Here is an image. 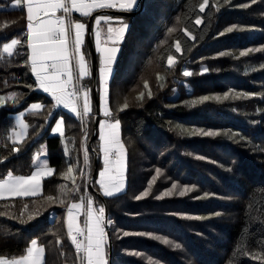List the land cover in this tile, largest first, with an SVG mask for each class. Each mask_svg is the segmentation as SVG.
I'll use <instances>...</instances> for the list:
<instances>
[{
  "label": "trees",
  "instance_id": "1",
  "mask_svg": "<svg viewBox=\"0 0 264 264\" xmlns=\"http://www.w3.org/2000/svg\"><path fill=\"white\" fill-rule=\"evenodd\" d=\"M12 1L0 0V179L30 174L41 148L53 171L42 180L40 195L0 200V257L23 256L35 239L45 250L43 264H77L65 212L81 197L101 203L88 188L94 157L87 149L85 164L82 122L75 115L61 112L63 134H49L51 103L27 60L26 13ZM201 3L145 0L141 12L122 17L128 29L108 84V108L111 120H120L126 188L103 197L112 221L113 264H264V0H209L204 12ZM12 39L20 43L7 55L3 46ZM185 70L192 75L185 77ZM83 83L90 92L92 78ZM35 101L46 106L38 115L26 114L29 134L15 143L13 115ZM91 108L89 136L93 103ZM97 143L96 137L92 146L99 152ZM69 165L73 172L66 177ZM83 165L87 179L80 174ZM149 182V195L137 200ZM173 183L174 194L158 198ZM93 186L101 192L96 180ZM184 186L193 190L179 196ZM198 216L206 218H187Z\"/></svg>",
  "mask_w": 264,
  "mask_h": 264
},
{
  "label": "snow or ice",
  "instance_id": "2",
  "mask_svg": "<svg viewBox=\"0 0 264 264\" xmlns=\"http://www.w3.org/2000/svg\"><path fill=\"white\" fill-rule=\"evenodd\" d=\"M137 0H120L119 7L125 10H130L136 5ZM209 0H203L199 4V11L204 12ZM255 2V0H253ZM116 0H13V8L26 9L27 13V46L30 50L27 60L30 61L31 71L35 76L36 84L39 89L45 93H49L52 100L55 101L53 107L63 106L74 113L76 117L83 121L92 112L91 98L89 90L77 86V82L84 77L92 74L91 66L85 59V54L82 48L85 44V34L87 31L86 23L73 19L72 13L78 12L82 17H90L92 13L98 9H111L116 7ZM240 7H248L247 4ZM60 13V15H57ZM105 24V28L101 27ZM197 24L201 23V18L197 17ZM235 25L225 29L226 32H232ZM128 25L121 22L119 27L112 23V17L109 15H97L95 17V25L92 29V35L95 37V45L97 51L101 53L100 62V86L99 93V109L105 119L99 121V139L101 141L100 150L103 154L104 167L99 171V179L96 181L100 185V189L107 197H111L123 190L126 182L127 171V154L123 143L120 140V120H111V113L108 104L109 89L108 79L112 73V65L116 60L119 51V44L125 36ZM171 31V30H170ZM223 35V33H221ZM190 35V34H189ZM195 38V37H191ZM20 43L18 39H12L10 44H5L3 51L11 55L13 46ZM103 45V47L101 46ZM176 51H181L180 43L177 42ZM253 49H248L251 52ZM245 51L240 53L241 56L246 55ZM220 56L226 55L221 52ZM168 63H173V57H168ZM208 69H202L207 72ZM185 77L192 75L189 71L183 72ZM31 88L32 85H27ZM254 95V94H245ZM11 97H15L16 93H10ZM228 96L225 93L224 98ZM142 98V94H141ZM0 98V106H3V100ZM82 99V106L78 108V101ZM207 100L209 97L201 98ZM221 99V97H216ZM41 105L33 104L32 108H40ZM127 103L124 108H127ZM63 119H58L56 125L52 128V132H60L63 134L61 125ZM201 134L206 136L218 135L213 131L204 132ZM87 135V133H85ZM18 151V149H13ZM203 159V157H200ZM85 164L88 163L87 149L85 148L84 155ZM51 172V170H48ZM159 174L160 170H156ZM73 172V167L69 165L66 177ZM81 176L87 179V174L81 170ZM41 172H36L28 177H13L11 173L4 180H0V198L7 193L10 196H35L41 188ZM73 183L75 184V178ZM155 180V177H153ZM152 182H149L148 189L143 191L137 200L147 197L151 189ZM177 188L175 183L171 189L161 193V197L172 196L173 190ZM193 189L184 186L178 193L179 196H184ZM76 191H79V185L76 186ZM208 193H205L207 196ZM48 201H52L53 197L48 196ZM63 204V200L60 201ZM76 210L74 213L73 210ZM83 209L85 217L84 226L81 227L78 223L79 212ZM173 215H185L173 213ZM215 216H221L220 212L214 213ZM29 216V219H32ZM195 219H205L206 217H187ZM23 222V221H22ZM105 223L111 224V220L105 218V208L103 206L96 209L93 207L91 196L80 198L79 203H72L68 207L67 214V229L68 236L75 246L77 256L81 264H109L107 254L105 252L106 232ZM131 233L124 232V235ZM141 236H152V233H135ZM156 240H163L165 244L171 243L167 238L160 236L153 237ZM59 243V241H57ZM31 245L27 250V255L21 256L19 259L7 261L0 258V264H40V254L43 252L42 247L37 246V240H31ZM180 244H174V247L179 248ZM139 255V253H135Z\"/></svg>",
  "mask_w": 264,
  "mask_h": 264
},
{
  "label": "crops",
  "instance_id": "3",
  "mask_svg": "<svg viewBox=\"0 0 264 264\" xmlns=\"http://www.w3.org/2000/svg\"><path fill=\"white\" fill-rule=\"evenodd\" d=\"M12 3H13V1H12ZM12 3H11V5H12ZM119 3H120V0H116V4H117V6L116 7H114V8H111V10H125V9H122V8H120L119 7ZM138 4H139V0H137V2H136V5L132 8V9H130V10H126V11H133L134 9H136L137 7H138ZM25 10V13H26V9H24ZM98 10H100V9H98ZM97 11V10H96ZM57 15H60V13H57ZM72 16H73V19H77V20H79L80 22H83V23H86V25H87V20H88V17H82L78 12H73L72 13ZM109 16H111L112 17V23H113V25L114 26H116V27H119V25H120V23L121 22H123V23H125V24H127L125 21H124V19L121 17V16H119V15H109ZM26 17H27V13H26ZM93 24L95 25V19H94V22H93ZM101 27H103V28H105V30H106V25L105 24H103V22H102V25H101ZM87 32V31H86ZM94 37V36H93ZM26 39H27V28H26ZM124 40V38L122 39V41ZM122 41L120 42V44H119V51H118V53H117V56H116V60H115V62L113 63V65H112V73H111V76L109 77V79H108V84H109V81L111 80V78H112V76H113V74H114V70H115V64H116V61L118 60V57H119V54H120V49H121V43H122ZM94 42H95V37H94ZM11 43V40L10 41H8V42H6L5 44H10ZM4 44V45H5ZM85 46H86V34H85V44H84V46H83V48H82V51L84 52V54H85V59H86V61H87V63L89 64V58H88V53H87V51H86V49H85ZM102 47H103V45H101ZM14 47L15 46H13L12 47V49L10 50L11 51V54H12V52H13V50H14ZM28 47V46H27ZM3 49H4V46H3ZM95 49H96V45H95ZM29 52H30V50L28 49V54H29ZM5 53V52H4ZM7 55H9L8 53H6ZM96 57H97V62H98V68L100 69V62H101V53L99 52V51H97V49H96ZM29 68H30V71H31V64H30V61H29ZM31 73H32V71H31ZM33 74V73H32ZM33 76H34V74H33ZM35 77V76H34ZM89 77H91V75L90 76H88V77H84L83 79L85 80V79H88ZM99 80H100V74H99ZM85 89H88V86H87V84L85 85ZM45 96H47L48 97V100H49V104L51 103V109L49 110V113H48V115L50 114V112L54 109V108H57V112H56V118L52 121V123H50V126H49V134L50 135H55V136H61L62 134L60 133V132H56V133H53L52 132V128H54L55 127V125H56V121L58 120V119H63L62 118V114H61V112H69V110H67V109H65L62 105L61 106H58V107H53V105L55 104V101H53L52 100V97H51V95L49 94V93H45L42 89H39ZM89 90V89H88ZM100 91H101V86H100V82H99V93H100ZM89 96L91 97V92H89ZM0 98H4V96H2V95H0ZM92 99V98H91ZM3 103H4V100H3ZM92 103H93V101H91V106H92ZM33 104H39V105H41V107L40 108H32V105ZM45 103H43V102H41V101H35V102H31L30 104H28L27 105V107L25 108V110H23L22 112H19V113H16V114H14L13 115V119H14V122H15V127H14V129L12 130V139H13V141L15 142V143H20V142H22L25 138H27V136H28V134H29V126H28V124H27V121H26V119H25V116H26V114L27 113H31V114H36V115H38L39 113H41L43 110H44V108H45ZM80 107V103L78 102V108ZM107 107H108V104H107ZM70 113V112H69ZM71 114H73V115H75L74 113H71ZM76 116V115H75ZM103 119H105L104 117H103V115H102V113L100 112V117H99V121L100 120H103ZM113 122L115 121V120H112ZM44 126H45V124L43 123V128H44ZM61 127H62V130L64 131V126H63V124L61 125ZM40 135V133L39 134H36L35 136H39ZM121 135V134H120ZM97 139H98V143H97V145H98V148H99V167H98V172H97V178H96V181L99 179V171L100 170H102L103 169V167H104V160H103V154H102V152H101V150H100V145H101V141H100V139H99V122H98V128H97ZM120 140H121V136H120ZM34 163H35V169L30 173V174H28V175H12L13 177H21V176H23V177H28V176H31V175H33L34 173H36V172H41L42 173V175H41V188H40V190H39V192L37 193V195H35V196H38V195H40L41 193H42V180L45 178V177H47V176H49V175H51V173H52V168H50L47 164H46V159H45V152H44V149L43 148H41L39 151H37V153L35 154V156H34ZM51 170V172H49L48 170ZM8 177V175L7 176H5L3 179H0V180H4V179H6ZM98 185V187L100 188V185L99 184H97ZM125 188H126V182H125V186H124V188H123V190L121 191V192H123L124 190H125ZM100 191H101V193H102V195L103 196H105L104 194H103V192H102V190L100 189ZM121 192H119V193H121ZM119 193H116V194H114L113 196H115V195H117V194H119ZM35 196H10V195H8L7 193H5V196L3 197V198H0V200H3V199H13V198H26V197H35ZM113 196H111V197H113ZM105 197H107V196H105ZM86 200H87V198H85V203H86ZM93 200V199H92ZM80 202V200H77V201H73V202H71L70 204H72V203H79ZM69 204V205H70ZM69 205H68V207H69ZM68 207H67V209H66V212H65V224H66V230H67V233H68V229H67V214H68ZM93 207L94 208H96V209H98V205L93 201ZM74 211V213H76V210L74 209L73 210ZM84 220H85V217H84V215H83V209H81L80 210V212H79V219H78V223L80 224V226L81 227H83L84 226ZM29 247H34V246H32L31 245V243L29 244V246H28V248ZM35 247H42L43 248V252L40 254V264H43L44 263V258H45V250H44V247L42 246V245H40V244H38L37 243V246H35ZM28 248H27V250H28ZM105 252H106V254H107V251H106V248H105ZM28 253H27V251H26V253L23 255V256H25V255H27ZM21 257V256H20ZM20 257H16V258H4V257H0V258H3V259H5V260H7V261H12V260H14V259H19Z\"/></svg>",
  "mask_w": 264,
  "mask_h": 264
},
{
  "label": "water",
  "instance_id": "4",
  "mask_svg": "<svg viewBox=\"0 0 264 264\" xmlns=\"http://www.w3.org/2000/svg\"><path fill=\"white\" fill-rule=\"evenodd\" d=\"M145 0H139L138 8L135 11H126V10H111V9H100L97 11H94L90 17H88L87 20V32H86V48L89 58V65L91 66L92 74V86H91V95L94 105V119L92 124V132L91 135L87 141L88 149L93 153V165H92V173L91 177L88 181V188L91 192H94L100 199L101 205L105 208V218L106 220H110L109 217V211L106 205V202L101 195V193L97 192L94 189L93 182L95 181L97 177V171H98V165H99V153L95 151V149L92 146L93 140L97 137V128H98V122H99V115H100V109H99V68H98V62L96 58V49H95V42L94 37L91 34L92 29L94 27V19L97 15H119V16H129L133 14H138L141 12L144 8ZM105 232H106V244L105 248L107 249V259L109 261V264H113V243L111 239V224L105 223Z\"/></svg>",
  "mask_w": 264,
  "mask_h": 264
},
{
  "label": "built area",
  "instance_id": "5",
  "mask_svg": "<svg viewBox=\"0 0 264 264\" xmlns=\"http://www.w3.org/2000/svg\"><path fill=\"white\" fill-rule=\"evenodd\" d=\"M77 86H78V87H81V88L84 89V87H83V83H82V79L79 80V81L77 82ZM80 102H81V106H82V103H83L82 99L80 100ZM50 118H52V114L49 115V117H47V121H49ZM82 123H83V129L85 130L86 127H87V117L82 121ZM84 136H85V132H84L83 135H82V143H84V142H83V137H84ZM71 244H72V241H71ZM72 246H73V249H74L75 253L77 254L76 249H75V246H74L73 244H72Z\"/></svg>",
  "mask_w": 264,
  "mask_h": 264
},
{
  "label": "rangeland",
  "instance_id": "6",
  "mask_svg": "<svg viewBox=\"0 0 264 264\" xmlns=\"http://www.w3.org/2000/svg\"><path fill=\"white\" fill-rule=\"evenodd\" d=\"M207 6V5H206ZM173 64V63H172ZM188 71V70H187ZM0 95H2V94H0ZM3 96V95H2ZM101 206V205H100ZM98 209H99V206H98Z\"/></svg>",
  "mask_w": 264,
  "mask_h": 264
}]
</instances>
